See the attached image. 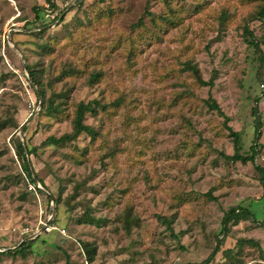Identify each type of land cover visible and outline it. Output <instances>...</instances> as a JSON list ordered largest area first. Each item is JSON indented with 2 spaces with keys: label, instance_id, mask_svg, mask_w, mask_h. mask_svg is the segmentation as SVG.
Here are the masks:
<instances>
[{
  "label": "rangeland",
  "instance_id": "1",
  "mask_svg": "<svg viewBox=\"0 0 264 264\" xmlns=\"http://www.w3.org/2000/svg\"><path fill=\"white\" fill-rule=\"evenodd\" d=\"M76 1L0 0V123H18L0 130V251L40 236L27 256L0 264H195L219 243L210 264H264V186L253 162L227 158L233 138L206 103L211 96L229 117L243 154L257 144L264 166L261 2L85 0L73 9ZM188 63L214 86H201ZM28 66L50 95L67 94L61 119L42 115ZM91 101L100 103L86 116L95 137L43 146L71 133L77 104ZM17 137L39 147L30 160L58 206L23 173ZM239 207L248 220L223 233ZM87 211L105 223H80ZM158 216L174 219L171 231ZM83 243L97 247L94 262Z\"/></svg>",
  "mask_w": 264,
  "mask_h": 264
},
{
  "label": "trees",
  "instance_id": "2",
  "mask_svg": "<svg viewBox=\"0 0 264 264\" xmlns=\"http://www.w3.org/2000/svg\"><path fill=\"white\" fill-rule=\"evenodd\" d=\"M258 1L261 2L260 9L258 11V15H260L261 19H264V0H258ZM84 2H85V0H77L73 9H75L77 5L83 4ZM52 6H53V3H52ZM67 12H68L67 9H64L63 11H61L60 17L66 15ZM146 16H149L150 19H153V17H154L151 13H147ZM37 17H38V19H40L39 14L37 15ZM63 21H64V18L61 19V22H63ZM44 26H46L45 23L41 24L39 29L42 31ZM144 26H145V22L142 18L138 21V23L136 24V27H144ZM43 33H45V31H43ZM245 34L247 35V38H248L247 41L249 42L250 46L254 47L256 50H260V44L256 41L254 34L249 30V28L245 29ZM38 35H40V33H37V36ZM44 48L47 50H51L50 49L51 47H49V45H46ZM263 60H264V56H263ZM187 66H188V69L193 72L194 76L196 77L198 83L201 86H209L211 88L214 86V80L213 79L209 82L204 81L202 79V77L200 75V71H199L197 66H193L189 63ZM28 69L30 72L31 80L34 83L33 85L37 88L36 89L37 90V92H36L37 97L39 100H41L43 102V108L41 111L43 113L42 115L49 117V118H52V119H61L62 116L64 115V112H65V109L63 106L65 104L64 100L68 99L67 94L63 93V92L62 93L52 92L50 95L48 93L49 91H48L46 85L43 84L42 77L40 75L39 70H37V68H35V66L34 67L28 66ZM73 74H74L73 70H68V71L63 72V76H68V77L74 76ZM98 76H100V75L99 74L93 75L91 77V80L94 81L95 78H97ZM206 103H207V105L211 111L217 112L218 115H220L221 117L224 118L225 128L229 131L230 136L233 138L235 152L232 156L227 157V158L232 160L233 162H242L244 164H247L249 162H253L255 164L256 171L260 175V182L264 186V166H260L256 163V157L258 154L257 144L252 146L251 155L243 154L242 153L243 147L241 145L240 133L234 131L232 129V127H230L228 125L229 117L224 113V111L222 110V108L220 107L218 102L214 98H212L211 96L206 101ZM99 105H100V103H98L97 101H94V102L91 101L88 103H85V102L78 103L76 108H75L74 117L72 120V132L63 134L60 137L50 136L44 141L43 146H53V147L61 148V147H65V146L77 141L79 139V137L82 135H88L91 137H95L97 133L92 126L86 124V116L88 113L97 112V110H98L97 108L99 107ZM257 120H258V123L256 125V142H257V139L260 137V134H261L260 133V128H261L260 117L257 118ZM7 122L10 125H14L16 127L18 126V123L16 121H12L11 119H7L6 122L0 123V130L7 124ZM26 130L27 129H25V131ZM12 146L14 147L16 155L18 156V159L21 163L22 171L27 176L28 180L34 185H36L37 183H40L43 185V181L36 178V175H35L36 173H35V170L32 166L31 160H30V155L35 154L39 150V147H30V145L28 143L25 144L20 137L14 138L12 140ZM44 188H45V191H42L40 189H38V191L42 192V193L46 192V194L49 195L50 199L53 202H55L56 206H58L61 199L55 198L54 195L45 186H44ZM250 215H251L250 212L245 208L239 207V208L230 209L225 214L224 219H223V233H225V234L228 233L230 223L233 222L234 224H238L241 220H248ZM252 218L254 219V216H252ZM158 220L160 223L165 225L168 230H170V231L172 230V223L174 222V219H167L165 217L158 216ZM79 222L100 226L103 223H105V220L96 219L95 217H93L90 214V211H87L85 213L83 219H80ZM263 225H264V223H263ZM39 238H40V236H38L35 239L25 241V242L19 244L18 246H16L15 248L8 249L4 252L0 251V258L4 257V256L12 257V258L13 257H19V256L20 257L27 256V254L33 249L34 245L38 242ZM245 242L259 246L258 243H253V241L247 240V239L241 240L238 244L240 246H243V244H246ZM219 244L221 245V243H219ZM220 245H217V247L214 249V251L212 252V254L210 255V257L208 259H206L202 263H195V264H210L212 262V260L214 259L215 255L220 251V249H221ZM82 247H83L85 254H87V256H88L89 262H94L96 255H97V247L91 243H83ZM227 252H231V250L226 251V253Z\"/></svg>",
  "mask_w": 264,
  "mask_h": 264
},
{
  "label": "water",
  "instance_id": "3",
  "mask_svg": "<svg viewBox=\"0 0 264 264\" xmlns=\"http://www.w3.org/2000/svg\"><path fill=\"white\" fill-rule=\"evenodd\" d=\"M24 128H25V125L22 127V129H21V132H23V131H24Z\"/></svg>",
  "mask_w": 264,
  "mask_h": 264
},
{
  "label": "built area",
  "instance_id": "4",
  "mask_svg": "<svg viewBox=\"0 0 264 264\" xmlns=\"http://www.w3.org/2000/svg\"><path fill=\"white\" fill-rule=\"evenodd\" d=\"M41 188V187H40Z\"/></svg>",
  "mask_w": 264,
  "mask_h": 264
}]
</instances>
